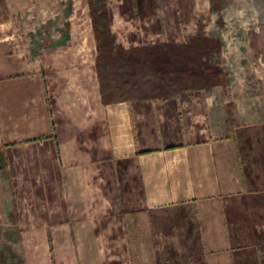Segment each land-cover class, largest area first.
Wrapping results in <instances>:
<instances>
[{"label": "rangeland", "instance_id": "obj_1", "mask_svg": "<svg viewBox=\"0 0 264 264\" xmlns=\"http://www.w3.org/2000/svg\"><path fill=\"white\" fill-rule=\"evenodd\" d=\"M7 3L13 37L0 42V71L42 65L59 162L9 164L0 148V264H264V195L143 205L136 169L100 136L98 103L103 84L105 99L123 96L142 123L153 122L144 136L154 138L177 131L180 98L209 97L220 109L264 96V0H102L109 39L99 41L101 68L87 0ZM188 45L180 79L151 96L153 76L175 70ZM202 64L220 68L223 82L204 83L195 73ZM8 80L6 98L22 101L26 88Z\"/></svg>", "mask_w": 264, "mask_h": 264}, {"label": "crops", "instance_id": "obj_2", "mask_svg": "<svg viewBox=\"0 0 264 264\" xmlns=\"http://www.w3.org/2000/svg\"><path fill=\"white\" fill-rule=\"evenodd\" d=\"M7 8V0H0V42L13 37L6 28ZM42 68L10 75L0 71V148L9 164L17 159L24 167H48L50 159L49 167L58 169ZM6 79H18L28 95L22 101L7 99ZM250 94L242 103L226 104L229 123L225 106H212L209 97L180 98L177 131H159L154 138L144 136L155 128L153 122L142 123L141 110L127 99L101 100L98 94L100 136L108 140L114 156L128 158L136 169L141 202L147 207L228 199L240 193L264 195V96ZM45 158L47 164L38 165Z\"/></svg>", "mask_w": 264, "mask_h": 264}, {"label": "trees", "instance_id": "obj_3", "mask_svg": "<svg viewBox=\"0 0 264 264\" xmlns=\"http://www.w3.org/2000/svg\"><path fill=\"white\" fill-rule=\"evenodd\" d=\"M87 6H88V12L90 15V25L92 28V32H93L95 42H96V44H95V46H96V68H101L102 63L99 60L100 59L99 56L101 55V52H100L101 51V45H100L99 41L102 38V42L104 40V43H107V41L109 39V28H108V24H107V16L104 13V10H103L104 8L102 7V0H87ZM203 42H204V40H202V39L196 41L195 42V48H194V50H191V51H194V54L197 53V55H198V53L202 52V50L200 48L203 47L202 46ZM151 46H153V45L147 46L146 49L144 50L145 55L141 56V58H142L141 63H138L139 68H143L144 65L146 67V64H147L146 58L148 55H150L152 53V47ZM189 47H190L189 45L186 47L187 51L183 52V50H182V51H179L178 53L176 52L175 57L180 56L182 59L181 60L182 62H180V64L177 65L178 67L176 66L175 70H170V68H165V69L163 68L159 74H155V76H153V78L155 79L154 84L152 86H150L148 89L150 91L149 94L151 96L161 95V93H163L165 90H171L172 88L168 84L169 83L174 84V83H176L177 80L180 79V75L183 74V72L186 69V66H187L189 59H191L188 56V55L191 56L190 52H188ZM97 56H98V59H97ZM170 58H171V55H169L166 52V53H164V58H162L159 63L163 64L166 61H168ZM201 66H202V68H196L195 73H202L201 75L203 77L204 83H212L214 81H217L219 83L223 82V75H222V71L220 70V68H210L209 65H205V64H202ZM188 73L193 74L194 72L192 70H190ZM168 79H169V81H167ZM101 80H102V75L100 74V81ZM147 81H148V79H147ZM156 83L157 84L159 83V84L157 85ZM101 85L103 86V84H101ZM102 86H100V88H99L100 89L99 94H100L101 100L124 99L123 96H119V95L118 96H111L109 99H105L104 98L105 90L103 88L104 86L103 87ZM160 88L162 89L161 91H160ZM145 95L142 94V95H139V97H145ZM225 113H226V120L229 123L230 122L229 109L227 107L225 108Z\"/></svg>", "mask_w": 264, "mask_h": 264}]
</instances>
